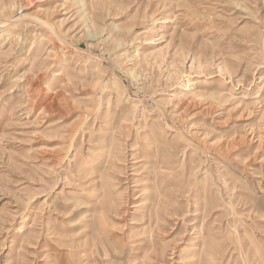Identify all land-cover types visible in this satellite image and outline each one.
<instances>
[{
	"label": "rangeland",
	"instance_id": "374dc122",
	"mask_svg": "<svg viewBox=\"0 0 264 264\" xmlns=\"http://www.w3.org/2000/svg\"><path fill=\"white\" fill-rule=\"evenodd\" d=\"M0 264H264V0H0Z\"/></svg>",
	"mask_w": 264,
	"mask_h": 264
},
{
	"label": "bare ground",
	"instance_id": "6f19581e",
	"mask_svg": "<svg viewBox=\"0 0 264 264\" xmlns=\"http://www.w3.org/2000/svg\"><path fill=\"white\" fill-rule=\"evenodd\" d=\"M186 86H187V88H185L183 91H190V89H191V88H190V84L187 83ZM186 86H185V87H186ZM151 145H152V144H151ZM156 153H157V152H156ZM150 168H151V167H150ZM152 224H153V223H152Z\"/></svg>",
	"mask_w": 264,
	"mask_h": 264
}]
</instances>
